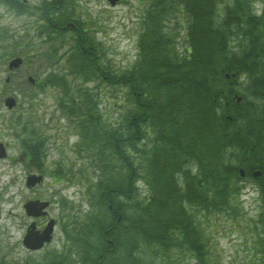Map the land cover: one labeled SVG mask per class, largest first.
I'll use <instances>...</instances> for the list:
<instances>
[{
  "label": "trees",
  "instance_id": "1",
  "mask_svg": "<svg viewBox=\"0 0 264 264\" xmlns=\"http://www.w3.org/2000/svg\"><path fill=\"white\" fill-rule=\"evenodd\" d=\"M168 1L179 2L186 18L183 55L169 47L178 34L167 35L152 18L137 66L108 77L127 97L119 125L106 128L80 85L66 94L67 111L83 115L74 116L81 136L93 137L84 150H93L98 197L93 192V210L64 230L65 245L45 255V264H172L178 250L202 259L205 236L194 211L227 210L239 168L260 163V155L264 161L253 103L264 92V0L260 11L250 0ZM80 60L98 65L89 52ZM239 81L248 94L241 101ZM28 151L36 163L33 145ZM255 181L264 202V173ZM255 264H264V241Z\"/></svg>",
  "mask_w": 264,
  "mask_h": 264
},
{
  "label": "rangeland",
  "instance_id": "2",
  "mask_svg": "<svg viewBox=\"0 0 264 264\" xmlns=\"http://www.w3.org/2000/svg\"><path fill=\"white\" fill-rule=\"evenodd\" d=\"M27 1L24 6L17 2L21 6L20 9L9 8L10 6L0 2V140L6 144L8 151L6 158H0V204L3 208L0 220V263L4 264H45V255L61 251L65 245L64 230L70 233L74 226H80L79 219L93 210V206L89 204L91 199L95 200L92 198L93 192V195L98 197L95 186L97 181L91 167L93 150L85 149L84 158L78 157L75 151L77 144L74 148L73 144L76 137L79 140V135L70 136L75 124L60 111V100L69 99L66 90L57 85L48 88L50 85L42 84L56 74L66 75L64 82L72 91L71 97L78 89L77 85H80L97 100L99 113L106 114L108 130L112 129L113 122L120 120L127 105V97L120 98L118 88L113 86L117 84L95 79L86 80V77L95 78L93 72L89 70V76L83 67L78 69L76 63L64 55L73 45V33L57 37V41L62 44L60 51L52 47L56 37L52 36L50 40V35L39 32L45 27V22L40 19L43 11L39 9L44 0ZM250 3L253 7H259L254 0H250ZM66 6L82 28L89 27V32L102 41V60L119 72L132 70L129 67L138 58L146 20L150 22L156 17L154 20L162 26L167 35L177 33L180 40L184 41L181 22L186 18L180 12L181 5L177 1L169 5L168 0L162 3H157L156 0H123L118 5L111 6L107 0H70ZM26 9L28 11L22 13ZM178 20L180 21L177 22ZM150 25L151 23L149 30ZM12 40L16 44L24 43V63L20 68L9 71L8 60L11 53L16 51L15 43L10 42ZM169 47L182 55L184 43L172 36ZM30 75L36 78L35 85L27 83V77ZM8 76L11 80L7 84L5 78ZM238 88L243 91L244 85H238ZM7 95L17 98L16 109L9 110L5 107L4 97ZM257 102L259 101L256 100ZM76 117L81 118L83 115ZM24 127L28 131L38 130L39 134L36 136L44 138L46 144V155L42 159L45 160L47 175L44 184L35 191L25 184L28 174L38 173L39 170L25 157L23 160L21 158V142L29 137L22 130ZM92 139L93 137L86 139L81 136V147L92 145ZM35 140L31 138L28 144ZM57 168L66 173V177L63 176L59 180V176L53 173ZM235 186L238 187L237 195L227 210L206 212L197 208L198 210L194 211L200 216L202 223L201 229L206 243L205 256L201 259L191 252L178 250L172 264H202L203 259L204 264L259 262L260 246L264 241V202L252 181L246 179ZM36 196L51 200L48 215L56 219V227L51 243L46 244L42 250L29 252L21 242L30 220L23 209V203ZM61 199L65 200V207L61 206ZM125 203L131 204L132 200L125 199Z\"/></svg>",
  "mask_w": 264,
  "mask_h": 264
},
{
  "label": "water",
  "instance_id": "3",
  "mask_svg": "<svg viewBox=\"0 0 264 264\" xmlns=\"http://www.w3.org/2000/svg\"><path fill=\"white\" fill-rule=\"evenodd\" d=\"M114 2V0H112ZM21 62L20 58L13 59L9 66H18ZM6 104L11 108L15 104V100L12 97H8L6 99ZM6 151L2 143H0V156H5ZM243 173V171H241ZM42 179L41 175H29L27 179V185L32 186L36 182H39ZM49 205V201H40L38 199L35 200H28L24 203V208L26 213L30 216H40L47 213L44 210L46 206ZM0 216H1V207H0ZM55 224L54 219H50L44 230H38L36 228V222L33 221L28 226L27 233L23 238V243L27 248L30 249H39L41 248L46 241L51 239V234L53 231V227Z\"/></svg>",
  "mask_w": 264,
  "mask_h": 264
},
{
  "label": "flooded vegetation",
  "instance_id": "4",
  "mask_svg": "<svg viewBox=\"0 0 264 264\" xmlns=\"http://www.w3.org/2000/svg\"><path fill=\"white\" fill-rule=\"evenodd\" d=\"M66 1L69 2L70 0H66ZM66 1H65V3H66ZM77 1H79V0H77ZM120 1H122V0H120ZM62 7H63L62 3L60 4L59 7L58 6H54V8L57 9V12L55 14L49 13L47 11V13L50 14L49 20H48L51 23L50 26L56 28L55 30H60V29L61 30H66V29L67 30H74L75 29L74 27L67 26V24H69L71 22L70 20H72L74 22H77V20L74 19V17H72L73 16L72 13H71V17H69L70 12L65 11V10L63 11V9H61ZM65 13H66L67 16L66 17H61ZM260 101H264V92H260ZM260 107H264V102L260 103ZM260 132H264V113L260 114ZM261 143L264 144V140H261ZM260 168H261L260 170L262 171L263 170L262 167H260ZM261 174L262 173L260 172V175ZM45 222L46 221H44V223ZM44 223L40 221L38 227L43 228Z\"/></svg>",
  "mask_w": 264,
  "mask_h": 264
}]
</instances>
